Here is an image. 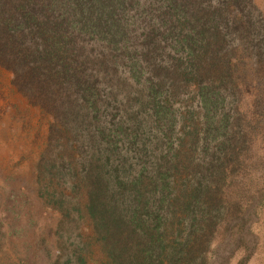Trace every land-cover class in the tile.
Masks as SVG:
<instances>
[{
  "label": "trees",
  "instance_id": "1",
  "mask_svg": "<svg viewBox=\"0 0 264 264\" xmlns=\"http://www.w3.org/2000/svg\"><path fill=\"white\" fill-rule=\"evenodd\" d=\"M260 16L252 0H0V66L58 105L48 205L86 229L53 264H210L248 149L236 52L264 63ZM127 68L118 100L106 83Z\"/></svg>",
  "mask_w": 264,
  "mask_h": 264
},
{
  "label": "rangeland",
  "instance_id": "2",
  "mask_svg": "<svg viewBox=\"0 0 264 264\" xmlns=\"http://www.w3.org/2000/svg\"><path fill=\"white\" fill-rule=\"evenodd\" d=\"M252 2L264 24V0ZM100 53L110 55L106 48ZM236 54L245 63L237 73L248 70V85L238 81L248 149L225 187L229 212L214 235L210 264H264V63L253 48L247 53L239 48ZM128 72L121 70V79L106 83L118 100L128 94L123 86L131 80ZM25 92L0 66V264H53L63 259L59 249L67 257L70 243L86 229L72 220L74 214L61 221V212L48 205L53 188L46 187L45 166L55 162L58 143H64L53 130L58 105ZM71 207L67 203L62 211Z\"/></svg>",
  "mask_w": 264,
  "mask_h": 264
}]
</instances>
